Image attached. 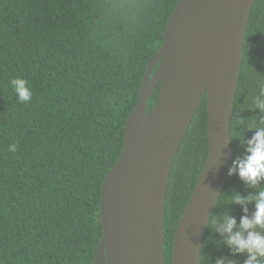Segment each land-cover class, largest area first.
<instances>
[{"label":"trees","instance_id":"obj_1","mask_svg":"<svg viewBox=\"0 0 264 264\" xmlns=\"http://www.w3.org/2000/svg\"><path fill=\"white\" fill-rule=\"evenodd\" d=\"M178 1L0 0V264H95L104 236V180L123 151L129 114ZM17 77L32 91L28 103L10 85ZM159 91L160 85L148 110ZM261 100L264 0H256L231 122L232 169L264 128ZM208 154L206 94L169 178L165 264H173L175 233ZM262 190L264 180L252 185L231 172L206 230L201 264H245L247 254L225 242L213 218L234 217L238 226L255 213L252 198ZM237 194L245 203L232 201Z\"/></svg>","mask_w":264,"mask_h":264},{"label":"water","instance_id":"obj_2","mask_svg":"<svg viewBox=\"0 0 264 264\" xmlns=\"http://www.w3.org/2000/svg\"><path fill=\"white\" fill-rule=\"evenodd\" d=\"M255 2L178 1L129 114L123 151L104 180V236L95 264H165L169 178L207 94L209 154L173 243V264H201L206 230L233 166L231 122ZM159 85L157 102L148 110Z\"/></svg>","mask_w":264,"mask_h":264},{"label":"clouds","instance_id":"obj_3","mask_svg":"<svg viewBox=\"0 0 264 264\" xmlns=\"http://www.w3.org/2000/svg\"><path fill=\"white\" fill-rule=\"evenodd\" d=\"M20 103H28L32 99V91L28 82L22 78H13L10 81ZM257 107L264 111V100L258 102ZM10 151H15V145L9 146ZM247 155L244 159L234 161V168L230 170L238 172L241 179L252 185L264 180V128L255 131L251 139L247 141ZM234 203H245V198L239 194L232 198ZM256 206L255 213L249 217H241L239 225L234 217L225 216L220 223L213 218V224L225 235V242L237 253H246L245 264H261L264 260V234L258 232L259 227L264 230V190L252 198ZM245 213L247 208L244 209ZM217 264H223L217 261Z\"/></svg>","mask_w":264,"mask_h":264},{"label":"rangeland","instance_id":"obj_4","mask_svg":"<svg viewBox=\"0 0 264 264\" xmlns=\"http://www.w3.org/2000/svg\"><path fill=\"white\" fill-rule=\"evenodd\" d=\"M256 230L259 232V229L258 228Z\"/></svg>","mask_w":264,"mask_h":264}]
</instances>
